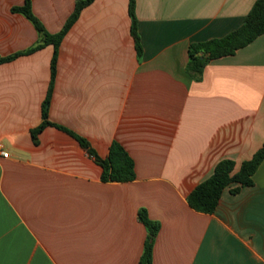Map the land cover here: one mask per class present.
Masks as SVG:
<instances>
[{
    "label": "crops",
    "instance_id": "1",
    "mask_svg": "<svg viewBox=\"0 0 264 264\" xmlns=\"http://www.w3.org/2000/svg\"><path fill=\"white\" fill-rule=\"evenodd\" d=\"M78 0H31L51 34ZM257 0H136L143 55L129 0H95L61 43L49 119L86 138L105 159L114 141L135 162L132 182H103L102 168L70 134L42 123L52 45L0 65V264H138L159 222L153 264H264V161L254 185L225 190L214 214L189 194L219 162L238 171L264 145V35L187 71L194 43L241 27ZM26 0H0V56L39 34Z\"/></svg>",
    "mask_w": 264,
    "mask_h": 264
},
{
    "label": "trees",
    "instance_id": "2",
    "mask_svg": "<svg viewBox=\"0 0 264 264\" xmlns=\"http://www.w3.org/2000/svg\"><path fill=\"white\" fill-rule=\"evenodd\" d=\"M95 0H78L74 12L66 22L63 29L51 34L43 23L34 15L31 0H26L23 7L13 8V12L23 14L29 19L39 34V42L33 47L9 56H0V65L9 63L21 56L31 55L46 46L54 47L51 63L52 77L46 100L43 105L42 123L32 130V137L38 143L39 134L47 127L53 126L73 136L81 146L94 158L102 168L103 182H132L136 179L135 162L126 149L117 141L110 147L107 158H101L91 143L84 137L76 134L66 127L54 124L49 119V105L51 103L57 77V62L62 41L79 19L82 11ZM129 14L131 17V34L135 41L138 57L143 55L141 38L139 35V22L136 15V0H129ZM264 35V0H257L247 15L243 25L222 38L211 39L205 42L194 43L189 48V62L187 71L195 81L203 79L205 68L214 60L236 54L242 48L252 44L257 38ZM264 161V145L253 158L244 161L238 171L236 163L231 159L222 160L215 167L214 173L205 181L195 187L187 200L191 208L204 214H214L221 202L222 196L228 188L232 194H238L244 187L254 185L253 176ZM139 220L147 230L143 253L138 264H153V253L156 238L161 229L159 222L153 221L146 209L139 211Z\"/></svg>",
    "mask_w": 264,
    "mask_h": 264
},
{
    "label": "built area",
    "instance_id": "3",
    "mask_svg": "<svg viewBox=\"0 0 264 264\" xmlns=\"http://www.w3.org/2000/svg\"><path fill=\"white\" fill-rule=\"evenodd\" d=\"M0 156L7 158L9 157V153H7L4 149V146L2 143H0Z\"/></svg>",
    "mask_w": 264,
    "mask_h": 264
}]
</instances>
